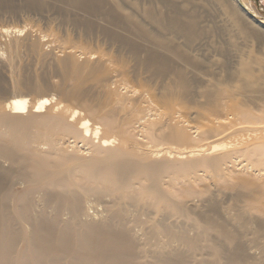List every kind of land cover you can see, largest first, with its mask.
Wrapping results in <instances>:
<instances>
[{"label":"bare ground","instance_id":"1","mask_svg":"<svg viewBox=\"0 0 264 264\" xmlns=\"http://www.w3.org/2000/svg\"><path fill=\"white\" fill-rule=\"evenodd\" d=\"M248 3L0 0L55 13L87 57L56 58L81 111L0 104V264H264V20ZM28 40L8 61L40 49Z\"/></svg>","mask_w":264,"mask_h":264},{"label":"rangeland","instance_id":"2","mask_svg":"<svg viewBox=\"0 0 264 264\" xmlns=\"http://www.w3.org/2000/svg\"><path fill=\"white\" fill-rule=\"evenodd\" d=\"M245 1L249 2L248 4L253 10L252 12H255L254 14L257 16L259 15L258 17L260 20H264V0H260L261 9L258 8L252 0ZM20 9H22V7L19 8V10L17 9L18 12L15 10L16 13L13 12V15L11 12L0 11V104L21 94L28 98L30 105L36 103L38 100H46L41 111L38 113H44L47 112V110L48 112L51 111L52 114L64 113L65 110H69L68 112L72 110L81 111L80 101H78L77 98H70L64 93V91L68 90L67 86L72 85V80L70 78L61 77L60 71L58 70L59 68L57 67V59L60 57V54L64 56L62 53L65 52V49H67L68 52L71 51L74 53V58L77 59L78 57L77 61H84V58H87L81 47L77 46L81 44L80 40L75 39L78 38L77 34H74V30L72 31V27L68 24L67 26L69 27L63 25L67 30H61V28L63 29L62 24L60 26V22L59 24L57 23L59 20L55 21L57 15L55 16V13L51 11L45 12V14L43 12L45 15L44 19L42 16L43 14L41 12L39 14V11L32 12L30 9L29 11H27L28 9H22L20 11ZM51 14L55 17L53 18V16H50ZM46 15L48 17L50 16V18H46ZM6 28L9 32H3ZM73 35H76L75 38ZM26 37L29 39L26 42H36L40 44V49L33 52L28 45L26 47H21L13 59L8 61L10 60L7 52L8 43L12 41L13 38L24 39ZM46 40H48L49 43L45 42ZM87 44V49L96 50L93 44ZM72 45H74L73 47L77 46L76 49H73ZM72 49L75 51L73 52ZM68 52L66 51L65 55ZM93 53L90 55L91 59L97 57V55L95 53V55H93ZM57 55L58 57H56ZM8 62L10 64H8ZM19 81H21V83L15 86L14 83ZM52 94L53 98L51 99ZM85 99L87 102L97 104L103 99V95L88 91ZM68 112L65 114L68 115ZM98 137H100V134ZM98 137H92L88 143L87 141H85V143L81 138H75V141H77L76 143L78 146L81 145V148L85 149L87 147L89 148L91 143H96ZM138 137L140 141L144 140L142 136ZM72 139L73 138H71V140Z\"/></svg>","mask_w":264,"mask_h":264},{"label":"water","instance_id":"3","mask_svg":"<svg viewBox=\"0 0 264 264\" xmlns=\"http://www.w3.org/2000/svg\"><path fill=\"white\" fill-rule=\"evenodd\" d=\"M258 8H260V0H252ZM261 9V8H260ZM251 14H253L252 11H250Z\"/></svg>","mask_w":264,"mask_h":264}]
</instances>
